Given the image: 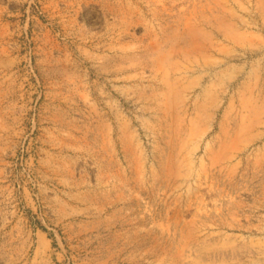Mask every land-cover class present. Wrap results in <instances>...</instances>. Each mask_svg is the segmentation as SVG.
<instances>
[{
  "label": "rangeland",
  "instance_id": "374dc122",
  "mask_svg": "<svg viewBox=\"0 0 264 264\" xmlns=\"http://www.w3.org/2000/svg\"><path fill=\"white\" fill-rule=\"evenodd\" d=\"M0 264H264V0H0Z\"/></svg>",
  "mask_w": 264,
  "mask_h": 264
}]
</instances>
